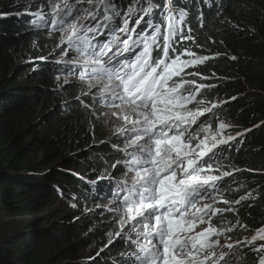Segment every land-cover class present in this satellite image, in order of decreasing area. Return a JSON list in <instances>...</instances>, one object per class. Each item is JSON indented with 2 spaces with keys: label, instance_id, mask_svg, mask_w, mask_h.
<instances>
[{
  "label": "trees",
  "instance_id": "16d2710c",
  "mask_svg": "<svg viewBox=\"0 0 264 264\" xmlns=\"http://www.w3.org/2000/svg\"><path fill=\"white\" fill-rule=\"evenodd\" d=\"M59 3L63 1L0 0V212L36 217L58 201H76L77 206L59 208L42 217L41 224L32 219L22 233L1 241L0 264L143 263L132 240L114 236V211L105 205L112 197L125 199V183L133 194L126 178L136 174L148 144L130 146L138 130H122V120L105 113L96 92L100 88L90 86L89 77L81 82L61 78L79 77L81 69L72 64L79 61L75 59L86 40L73 32L77 28L61 35L42 28L43 19L46 26L68 24L53 12ZM167 3L195 8V42L182 45L193 51L195 60L176 81L201 87L202 110L223 96L224 104L209 115H223L239 131L228 130L233 136L229 151L213 166L216 178L219 173L227 178L210 227H233L223 234L237 242V260L264 264V0H70L63 7L80 5L84 17L104 31L112 25L105 35L98 28L104 37L90 46L109 49L105 39L116 38V28ZM79 19V25L87 23ZM70 36L76 44L67 40ZM151 49L154 62H168L164 54L155 58L160 47ZM113 85L117 92L119 86ZM249 197L253 200L247 202ZM251 229L261 231L262 240L246 241L254 234ZM87 248L91 253L82 254Z\"/></svg>",
  "mask_w": 264,
  "mask_h": 264
},
{
  "label": "rangeland",
  "instance_id": "374dc122",
  "mask_svg": "<svg viewBox=\"0 0 264 264\" xmlns=\"http://www.w3.org/2000/svg\"><path fill=\"white\" fill-rule=\"evenodd\" d=\"M62 1L63 4H58L60 5V8L66 6L65 3L70 0ZM144 1L149 2V0ZM167 7H169L168 10L171 8L169 3H167ZM181 8H184V6ZM160 11L161 10L152 9L145 11L144 14L149 17L147 20H145L157 27L156 20H158L159 17H162V14L156 15V13H159ZM162 11L163 13H167L166 10ZM194 11L195 8H192L190 10L188 9L186 13L192 16ZM184 12L185 10H181L180 17L183 16ZM85 15L86 13H84V16ZM174 27V25L170 26L171 29ZM134 31L136 33H141V29L139 27L135 28ZM73 32L76 33L77 30ZM178 36V34L174 35L175 40L178 38ZM81 39L85 40L83 35ZM113 47V50L115 51L117 44H114V46L112 45V48ZM125 48L127 50L125 51L128 55L132 54L133 49H128L127 47ZM63 59V56L59 57V60ZM124 60H127V58ZM129 61L134 62L132 55ZM169 61L170 60H168V62ZM74 62L79 68L86 69L91 67L89 65H99L98 63H93L92 61L88 60ZM168 62L167 65L169 66L170 63ZM185 67L186 65L178 67V72L183 70ZM113 73L121 74L119 71H115ZM82 74L86 73L80 70V75L77 79H74L71 76H61V78L66 81L81 82L82 79L80 77ZM101 77L102 76L99 77L93 75V77H91L90 80H87L86 82H92L89 84L92 87H94L95 84L99 86L100 89H98L96 92L104 101V104H101L102 109L107 110L105 113H107V115L111 116L112 118L122 120V127L120 126V128H123L122 130H138L137 134L134 136V141L130 144V146H141V143L145 145L146 141L148 140L153 142L154 147H156V144H162V148L159 151L154 150V147H145L143 152L144 156L140 157L139 159L138 163L141 165L138 167V170L135 171L136 174L131 175L132 178H126V182L128 184L132 183V189L133 185L143 183L139 181H144L147 178L156 179V191L163 192L167 189H171L175 185V182L178 183L180 178L182 180L181 172L185 171L186 164L194 163L198 161V159H202V154L199 156L201 149H215V145L219 144L220 149H215V151L221 153L220 157H222L225 149H229H224V147L227 146L229 140L224 136V132L221 129L224 127L230 128L231 126L224 120L223 115L219 114L218 116L210 117L209 111L213 109L212 107L214 105H211V107L207 106L206 110H198L196 109L195 105L190 104V99L183 96L187 95V93L182 94V92H173L174 95L170 96H168L171 94L170 92L165 93L164 95L157 92V94H155L149 100L147 107H139L134 104L125 105L123 99L118 98L117 93L112 92L113 89L111 88H113L114 85L111 82L103 81L104 78ZM120 77H122V75H120ZM186 83H189V81ZM228 95L232 96L233 93L229 92ZM219 97L221 98L217 97V99L219 101L222 100L223 96L220 95ZM221 104L223 105L224 103L221 101ZM175 115L186 118L187 125L183 127L180 132H178V129L176 128L169 133L170 126L164 125L162 123L169 117ZM194 119L196 122L191 128L192 120ZM178 125L179 124L177 123V127ZM147 126H149V128H147ZM150 131L154 133L153 136L147 133ZM214 134L218 140H214ZM196 151H198L199 154H196ZM152 162H155L154 165H151ZM133 164H135V161H133ZM142 164L145 165L142 166ZM207 166V163L201 165L198 171L196 170L195 173L187 178V180L194 179L199 182L210 181L209 186H203V188H205V192L207 193V195L202 194L203 196L206 195L202 199L203 202H198L199 204L197 203L191 207L189 211L190 213H186V215L181 217H176L168 224L167 220H164L162 224V216L155 213L151 209L150 206H158L157 203L155 204L154 202H151L150 205H144L143 202L134 204L130 200L121 199L118 197H112L108 203H106V208L114 211L113 219L116 220V234L114 236L126 235L127 239L132 240L133 243L138 242L137 245L140 243L142 246L150 249L149 251L153 256L148 258L145 263L138 264H241V260H237L238 255L233 249L235 245L237 246V242L227 239L223 234H227V232L233 227H227L225 230H216L215 232L210 227L211 218L216 215V212L213 210L215 199L212 194L208 192V190L212 187L217 188L220 185L221 180L219 181V184H217L218 186H214L212 181L218 174L214 172L215 169L213 167L207 169V171H204ZM203 173L205 174L202 175ZM221 174L219 173L220 176ZM204 183L206 182H202L201 184ZM201 184L199 185L201 186ZM125 185V188L130 192L129 186L126 183ZM128 195L130 194L128 193ZM183 196V200H185L187 195ZM247 199L248 200L246 201L249 202L250 200H253V197H249ZM171 204L172 203L167 201V205ZM63 205H65L64 208L62 207ZM196 205H198V207L194 208ZM76 206L77 202L75 201H71L70 204L64 201H58L42 212H39L36 217H30L17 212H0V242L12 235L22 233L27 226L26 223L32 219H34V221H36L38 224H41L40 221L42 217H48L53 212H56L57 209L62 208L69 211L72 208H76ZM175 210L177 211L176 207ZM191 216H194V218H191ZM189 217L191 219H189ZM169 226L170 228H168ZM238 227L242 228L241 225ZM250 231L254 234L252 238L249 237V239H246V241L258 242L262 240L259 239V237H263V233L261 231L255 232L254 229H251ZM152 237L162 238L163 241H167V246L162 245V243L158 242L157 239H153ZM182 241H185L186 245H183L181 248ZM90 253L91 251L89 248L82 250V254L84 255ZM232 254H236V256Z\"/></svg>",
  "mask_w": 264,
  "mask_h": 264
},
{
  "label": "bare ground",
  "instance_id": "6f19581e",
  "mask_svg": "<svg viewBox=\"0 0 264 264\" xmlns=\"http://www.w3.org/2000/svg\"><path fill=\"white\" fill-rule=\"evenodd\" d=\"M111 2V1H110ZM164 2V1H163ZM161 6V5H160ZM120 7V6H119ZM177 7V6H176ZM100 8V7H99ZM107 8V7H106ZM121 8V7H120ZM168 8L169 7H167V5L165 6V8L164 9H162V8H157V9H155V10H161L159 13H157V14H162V10H168ZM179 8H181V7H179ZM178 8V10H175L176 8H170L168 11H167V13H165V14H162V17H159V19L158 20H156V23H157V27L156 26H154L153 24H151V27H153V28H155L156 30H163V31H167V30H171V28H170V26L171 25H174L175 26V22L172 20L174 17H180V12H181V9H179ZM149 9H151V8H149ZM192 9V8H191ZM107 10V9H106ZM153 10V9H152ZM127 12V11H126ZM129 13V12H128ZM130 13L131 14H128V15H132L133 13H132V11H130ZM169 13V14H168ZM97 14H98V11H97ZM186 14H188V13H186ZM127 15V14H126ZM183 15H184V13H183ZM189 15V14H188ZM112 16V15H111ZM110 17V16H109ZM144 17H146V18H144ZM181 17H183V16H181ZM149 17L148 16H146L145 14H143V16L142 17H138V16H136V15H134L132 18H131V20H138V19H148ZM75 20V19H74ZM104 20V19H103ZM106 20V19H105ZM115 20L113 19V22H114ZM118 21V20H117ZM117 21H116V23H117ZM128 21V20H127ZM104 22V21H103ZM112 22V23H113ZM130 22V21H129ZM122 24V23H121ZM127 24H128V22L126 23V24H122L121 25V27L120 28H122V29H126L127 28ZM170 24V25H169ZM160 25V26H159ZM142 27L144 28H147V27H149V26H147V24L144 22V21H142ZM144 28V29H145ZM72 29H74V28H72ZM99 31H100V29H99ZM110 30H106L105 31V34L107 33L108 34V32H109ZM116 32H117V30H116ZM65 34V33H64ZM63 34V35H64ZM103 34V33H102ZM115 34V33H114ZM69 35V34H68ZM162 34L160 33V34H157L156 36H155V40H158L159 38H160V36H161ZM174 35H177L176 33H172L171 34V38L172 39H175V37H174ZM116 38H117V33L114 35ZM68 37V36H67ZM71 37V36H70ZM72 38H74V37H71V39ZM66 39V38H65ZM128 39H130V37H129V35H128ZM68 40V39H67ZM73 44V43H72ZM76 44V43H75ZM83 44V43H82ZM142 44V43H141ZM75 46V45H74ZM114 46V45H113ZM152 44H150V45H147V46H145L144 47V51L145 52H147L146 54H145V57H147V56H149V55H151V54H153V50L151 49L152 48ZM73 47V46H72ZM161 48V47H160ZM108 49V48H107ZM114 47L112 48V45L111 46H109V49L108 50H110V51H112V52H114ZM130 49H132V48H130ZM126 50V48L124 47V49H123V52ZM157 50V49H156ZM127 51V50H126ZM125 51V52H126ZM133 53V52H132ZM158 54L159 53H157V56L155 55V58L156 57H158ZM131 55L132 54H127V56L125 57V58H127V60L129 61L130 60V57H131ZM165 56V55H164ZM167 56V55H166ZM124 58V59H125ZM123 59V60H124ZM156 60H158V59H156ZM168 60H169V58H168ZM166 61V58L165 59H162L161 61H159L158 63L155 61H153V63L155 64V66H160V65H165V66H168L167 65V62H165ZM135 62V61H134ZM137 63V62H136ZM168 63H170V61L168 62ZM100 64H102V63H100ZM95 72H97V75L96 76H101L102 75V71L101 70H97V71H95ZM134 74L135 73H128V72H125V73H123V75H122V77H120V75L121 74H117V73H113L112 72V75H110V77L109 78H121L122 80H124V81H129L130 80V78H132L133 76H134ZM83 75V74H82ZM95 76V75H94ZM93 77V76H92ZM82 80L83 79H85L86 78V75H85V77H80ZM90 78L91 77H89V80H90ZM101 78H103V77H101ZM93 79V78H92ZM99 79V78H98ZM81 80V81H82ZM147 128H149V126H147ZM148 134H150V132H147ZM208 148H203V149H201V152H200V155L201 154H204V150H207ZM216 149V148H215ZM215 149H213V151H215ZM196 152H198V151H196ZM200 160H202V159H198V161H196V162H194L197 166H199V168H200V166L202 165V164H200L199 163V161ZM216 167V166H215ZM193 173H195V171H191V172H186L185 174L184 173H182L181 172V176H182V180H181V178L179 179V182H184V184H185V181H187L188 182V180H187V178L189 177V176H191ZM200 174V173H199ZM205 173H203L202 175H204ZM222 175V174H221ZM222 176H224V175H222ZM224 178H227L226 176L224 177ZM224 178H222L221 176H220V178H214V180L212 181L213 182V184H214V186H218L217 184H219V181L221 180V183H222V181L224 180ZM118 182V181H117ZM209 183L210 182H206V183H204V184H201V186L200 185H198V186H189V185H186L187 186V192L188 193H190V195L188 196L187 194H184V195H187V197L185 198V200H183V197H182V195H180V196H173V197H171L170 198V200H168L170 203H178L177 205H175V207L178 209L179 207H181V206H187V204H186V202L185 201H190V200H192V199H194V198H199V199H202V198H204L205 196H203L202 194H207L206 192H205V188H203V186H209ZM221 183H220V185L217 187V188H220L221 187ZM117 184V183H116ZM120 185V184H119ZM177 185V184H176ZM230 185V184H229ZM213 188V187H212ZM133 190H135V185H133ZM127 191V190H126ZM148 192V190H145V193H147ZM128 193L131 195V192H129L128 191ZM118 196V195H117ZM76 202V201H75ZM130 204V203H129ZM156 204V203H155ZM151 207V209L155 212V213H157V214H159V215H161L162 217L161 218H163V221H162V224H163V222H164V219H167V224L168 223H170L173 219H175L176 217H181L180 216V213L178 214V212L175 210V207H173L172 208V210L171 211H167V210H165V211H167L166 213H168V214H165L164 212H162V211H160L159 210V205L158 206H155V207H152V206H150ZM160 217V216H159ZM202 218V217H201ZM189 219H191L190 217H189ZM198 219V218H197ZM198 223V222H197ZM185 224V223H184ZM190 225L192 226V224L190 223ZM168 228H170V226L168 227ZM194 228V227H193ZM164 229V228H163ZM167 229V228H166ZM165 229V230H166ZM227 230H229V229H227ZM194 232V231H193ZM186 233V232H185ZM182 245H181V248H182V246L183 245H186V243H185V241H182V243H181ZM229 254H231V253H229ZM232 255H234V256H236V254H232ZM166 256V255H165ZM173 258H175V257H173ZM178 258V257H177ZM182 258V257H181ZM176 259V258H175ZM174 259V260H175ZM260 259V258H259ZM228 261V260H227Z\"/></svg>",
  "mask_w": 264,
  "mask_h": 264
},
{
  "label": "built area",
  "instance_id": "2783aa9c",
  "mask_svg": "<svg viewBox=\"0 0 264 264\" xmlns=\"http://www.w3.org/2000/svg\"><path fill=\"white\" fill-rule=\"evenodd\" d=\"M65 205H67V204H65ZM65 205H63L62 207L64 208V207H65ZM54 211H55V209H54Z\"/></svg>",
  "mask_w": 264,
  "mask_h": 264
}]
</instances>
